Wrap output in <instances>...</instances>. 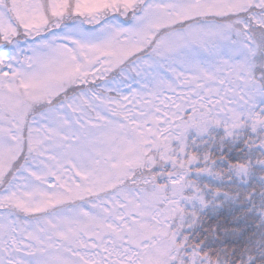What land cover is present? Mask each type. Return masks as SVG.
Returning <instances> with one entry per match:
<instances>
[{"label":"snow or ice","instance_id":"1","mask_svg":"<svg viewBox=\"0 0 264 264\" xmlns=\"http://www.w3.org/2000/svg\"><path fill=\"white\" fill-rule=\"evenodd\" d=\"M0 264H264V0H0Z\"/></svg>","mask_w":264,"mask_h":264}]
</instances>
